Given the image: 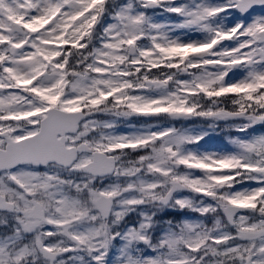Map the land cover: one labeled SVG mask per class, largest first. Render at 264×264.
<instances>
[{
    "label": "snow or ice",
    "instance_id": "6c2138e0",
    "mask_svg": "<svg viewBox=\"0 0 264 264\" xmlns=\"http://www.w3.org/2000/svg\"><path fill=\"white\" fill-rule=\"evenodd\" d=\"M257 126L264 0H0V264H264Z\"/></svg>",
    "mask_w": 264,
    "mask_h": 264
},
{
    "label": "rangeland",
    "instance_id": "374dc122",
    "mask_svg": "<svg viewBox=\"0 0 264 264\" xmlns=\"http://www.w3.org/2000/svg\"><path fill=\"white\" fill-rule=\"evenodd\" d=\"M260 11L261 10H257L256 12L259 13ZM235 15H238V14H235ZM256 131H257V133H259L260 131H264V129H262L261 127H257ZM209 146L221 148V149L228 147L226 140H225L223 135H220L219 137L214 138V140L210 142Z\"/></svg>",
    "mask_w": 264,
    "mask_h": 264
}]
</instances>
